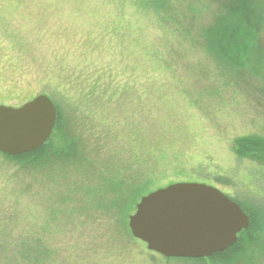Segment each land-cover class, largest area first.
Returning a JSON list of instances; mask_svg holds the SVG:
<instances>
[{
	"label": "rangeland",
	"instance_id": "rangeland-1",
	"mask_svg": "<svg viewBox=\"0 0 264 264\" xmlns=\"http://www.w3.org/2000/svg\"><path fill=\"white\" fill-rule=\"evenodd\" d=\"M128 4L0 0V102L17 107L46 94L64 133L77 141L78 156L75 163L62 162L65 179L58 180L56 171L49 178L39 165L18 170L16 161L0 152V255L22 239L24 227H32L33 234L47 220L49 232L39 244L53 250L50 264H86L96 257L94 249L99 264H108L103 262L110 250L108 206L95 210L82 190L88 183L109 202L120 170L138 181L150 178L142 195L136 192L126 226L141 196L189 181L216 187L264 231V24L247 42L230 39L227 50L236 58L227 78L209 77L208 70L188 61L195 56L166 57L164 43L178 48L167 25L150 9ZM211 19L201 17L206 23ZM152 44L162 48L157 60ZM93 82L96 93L89 94ZM55 189L73 197L60 204L58 219L65 227L59 230L48 211L56 206ZM247 237L242 234L246 255L227 264L264 263V247ZM183 259L170 261L222 264ZM142 260L137 259L145 264Z\"/></svg>",
	"mask_w": 264,
	"mask_h": 264
},
{
	"label": "trees",
	"instance_id": "trees-1",
	"mask_svg": "<svg viewBox=\"0 0 264 264\" xmlns=\"http://www.w3.org/2000/svg\"><path fill=\"white\" fill-rule=\"evenodd\" d=\"M124 1L129 3L128 5H135L139 10L140 8L150 9L153 17L159 24L167 25V34L174 41L176 40L178 42V48H168L167 44L164 43L163 46L165 47L163 48L166 50V57L170 53H173L170 59L175 61L174 58L178 53H181V57L184 55H189L190 58L191 56H195L196 58L194 60L188 58V61L191 65L194 64V67H197L201 72L208 70L207 75L209 77L216 75L219 78H227L229 68L231 67L232 69L235 65L236 58L234 55L231 56L227 50V46L231 44L230 39L234 36H239L241 41L247 42L253 39L252 31H254L255 27H262V24H264V0H221L219 3L217 0ZM212 3L214 4L210 6ZM204 14L212 17L207 23L201 20ZM225 19L227 21H224ZM196 26L198 28H195ZM153 45H150L149 48L153 47ZM161 49L159 45H154L153 47L154 51L152 53L156 60L160 57ZM212 69L214 71H211ZM94 84H97V82H93L90 85L89 94L96 93ZM56 112L57 118L54 130L41 147L19 155L4 154L16 161L15 166H17L16 168L18 170L39 165L41 168L40 171L44 173L45 169L47 173L44 174L49 178H53L51 175L56 171L58 173L57 178L60 180L65 179L64 166L66 164L64 163V166H62V162H66L65 160H67L75 163L77 161L78 156L75 147L77 141L68 139L67 134L64 133L57 109ZM128 174L129 176L125 175L121 170L116 174L113 180L114 186L112 187L116 195L110 197L109 202H105V199L108 198L107 196L98 197L99 195H96V191L92 193V188L86 186L88 183H83L84 189L82 191L84 192V196L91 198L88 202L93 201L91 205L94 206L95 210L98 208L102 210L103 205L108 206L105 210L110 214L109 218L112 220L111 233L108 237L110 240V250L106 253L103 262L106 263L108 261V264H139L137 259L142 258L145 264H172L170 260L174 258H165L162 256L166 262L158 261L152 254L153 252L147 250L146 245L141 240L134 238L126 226L124 218L133 206L136 192L142 195L141 192L145 189L146 182L150 179L144 177L143 181H138L134 176H130V173ZM99 188L97 184V189ZM53 191L56 206L51 204L48 211L51 213L50 219H55V227L59 230L65 227L62 226L64 221L58 219L61 212L60 204L63 201H71L73 197H70L71 195L69 193L64 194L62 189H55ZM71 191L75 193L74 190ZM123 198L126 201H123ZM47 224L48 221L46 220L40 226V230L33 231V234L36 236L34 239L35 242L30 240V235H33L32 227H24L22 239L16 245H11L10 249L6 250V252L2 251L0 264H50L48 258L50 257V252L53 255V250L48 244H39L42 237L49 232ZM66 228L68 227L66 226ZM259 231L256 226L254 227V222H251L248 229L242 230L238 234L237 242L234 245L206 258L215 261V263L227 264L234 261L236 257L246 255L245 244L241 243L243 242V233L247 234V240L249 242H256L259 248L264 247V231L261 228ZM246 244L248 243L246 242ZM92 254L96 257L90 262L92 264H99L97 260L99 256L97 249H94ZM187 259L201 261L204 258H184L183 260ZM90 262L88 261L86 264Z\"/></svg>",
	"mask_w": 264,
	"mask_h": 264
},
{
	"label": "water",
	"instance_id": "water-1",
	"mask_svg": "<svg viewBox=\"0 0 264 264\" xmlns=\"http://www.w3.org/2000/svg\"><path fill=\"white\" fill-rule=\"evenodd\" d=\"M56 118L55 104L43 93L17 107L0 104V152L38 149ZM249 224L241 206L216 187L180 181L141 196L127 226L147 250L165 258H206L234 245Z\"/></svg>",
	"mask_w": 264,
	"mask_h": 264
}]
</instances>
